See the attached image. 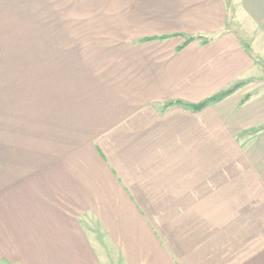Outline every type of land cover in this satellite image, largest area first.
Returning a JSON list of instances; mask_svg holds the SVG:
<instances>
[{
	"label": "crops",
	"instance_id": "crops-1",
	"mask_svg": "<svg viewBox=\"0 0 264 264\" xmlns=\"http://www.w3.org/2000/svg\"><path fill=\"white\" fill-rule=\"evenodd\" d=\"M240 7L0 0V260L264 264V2Z\"/></svg>",
	"mask_w": 264,
	"mask_h": 264
},
{
	"label": "trees",
	"instance_id": "trees-1",
	"mask_svg": "<svg viewBox=\"0 0 264 264\" xmlns=\"http://www.w3.org/2000/svg\"><path fill=\"white\" fill-rule=\"evenodd\" d=\"M161 38H166V37H161ZM193 40H201V43H207L210 41L209 38H206V37H203L201 35H195V36H189V37H186L185 38V42H184V45L188 44L189 42L193 41ZM245 46V50L256 60V61H259L261 62V58L258 57L257 55H254L250 48L248 47V45L244 44ZM249 83V80H244V81H238L236 82L235 84L231 85L230 87L206 98L205 100L199 102V103H196V104H191V103H186V102H175V103H168L164 106V109L165 108H168L169 106L171 105H180L182 107H185L187 109H190L194 112H198V111H201L203 110L204 108L210 106V105H214L216 103H219L221 102L223 99H225L227 96L231 95L232 93H234L236 90H238L239 88L245 86L246 84ZM249 98V95H247L246 97H244V99L242 100V102H244L245 100H247ZM163 109V110H164Z\"/></svg>",
	"mask_w": 264,
	"mask_h": 264
},
{
	"label": "rangeland",
	"instance_id": "rangeland-1",
	"mask_svg": "<svg viewBox=\"0 0 264 264\" xmlns=\"http://www.w3.org/2000/svg\"><path fill=\"white\" fill-rule=\"evenodd\" d=\"M232 1L233 0H226V2L228 4L229 19L233 18V15H234L233 13H234L236 8H238V10H239L238 12L240 13V15L242 13V16L245 18L246 17L245 10H242L240 6H241V4L244 5L245 3H247L248 0H235V2H236L235 5H234V3ZM258 1L259 2H264V0H258ZM257 62H259V61H257ZM260 64H262V66L264 68V61L263 60L260 62ZM0 264H5V263L2 260H0Z\"/></svg>",
	"mask_w": 264,
	"mask_h": 264
}]
</instances>
